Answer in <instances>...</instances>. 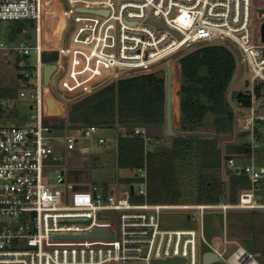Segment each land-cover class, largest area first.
I'll list each match as a JSON object with an SVG mask.
<instances>
[{
    "label": "built area",
    "instance_id": "1",
    "mask_svg": "<svg viewBox=\"0 0 264 264\" xmlns=\"http://www.w3.org/2000/svg\"><path fill=\"white\" fill-rule=\"evenodd\" d=\"M255 3L256 0H0V22L35 23L33 44L8 45L0 41V51L27 60L33 51L36 55L35 65L22 73L31 83L20 92L22 98L29 99L27 122L0 126V264H200L203 254L200 257L198 230L163 228L162 211L182 209L201 215L206 210H220L224 215L232 210L264 212L260 196L264 190V165L255 163L260 146L256 126L264 123V114L255 103L256 87L264 84V43L261 32V43L255 42L252 29L255 13L264 7L255 8ZM98 11H108V15ZM259 17L264 18V14ZM156 22H163L166 28L156 27ZM60 25V34H56ZM67 33L71 34L69 40L63 38ZM221 42L234 45L240 62L250 73V88L244 93L251 95L252 105L246 108L241 129L248 133L251 153L230 156L225 163L227 170L247 175L250 188L241 190L235 203L225 199L218 204L163 205L132 203L135 190L134 194L130 190L105 194L98 186L90 185V171L81 166V158L109 144L101 134L108 128L85 124L73 126V133L67 127L64 135H56L54 128L61 125L50 118L47 96L55 95L53 84L64 69V57L72 58L78 66L85 65L83 70L90 68V74L79 81L71 79V87H64L62 79L59 87L66 93L79 90L86 95L109 77L155 73L158 64L185 48ZM54 51L60 53L59 61L44 63L43 53ZM47 64L57 65L49 86L44 77ZM7 106L8 101L0 94V119L11 114ZM116 133L126 139L141 138L145 156L163 144L145 126H121ZM52 142L62 143L67 155L65 166L56 169L55 177L56 184H63L64 190L53 184L50 174L58 160ZM70 154L75 155L73 167L69 166ZM247 160L249 163H244ZM136 176L143 180L139 195L147 198L146 162ZM109 213L116 215L115 222ZM94 231H106L108 236L90 237ZM216 252L222 261L223 253ZM173 258L183 261L164 263ZM225 262L260 264L255 253L242 246Z\"/></svg>",
    "mask_w": 264,
    "mask_h": 264
},
{
    "label": "trees",
    "instance_id": "2",
    "mask_svg": "<svg viewBox=\"0 0 264 264\" xmlns=\"http://www.w3.org/2000/svg\"><path fill=\"white\" fill-rule=\"evenodd\" d=\"M10 24L9 44H16L21 34H24L27 43H34L35 37L27 34L35 30L33 21H14ZM61 28V25L56 28V34H60ZM75 47L76 44H73L74 59ZM16 58L17 62L21 59ZM59 58L60 53L57 51L45 52L42 56L44 63L58 62ZM175 58L179 67V86L176 92L179 104L174 127L178 135L173 138L165 136L169 140L168 144L160 146V149L157 148L147 156L144 154V142L141 138L126 139L118 136L114 141L117 165L134 171L144 167L146 162L147 198L151 204L182 205L180 201L187 199H194L195 204H218L225 200L226 189L229 190L228 201L235 203L239 192L250 188V179L247 175L227 170L229 179L225 183L221 171L230 156L250 155V145L247 142L227 145L222 151L219 136L187 137L186 134L202 132V128L208 125V117H211L210 124L216 135L233 132L236 115L230 107L228 93L237 70L239 55L230 43L221 42L197 44L179 52ZM77 64L78 62L72 61L70 72L63 81L64 87H71V79L79 81L89 76L90 68L83 70L85 65ZM16 67L18 70L21 68L18 65ZM84 71L88 72L84 74ZM18 77L20 88L31 87V83L22 74ZM165 80L162 71L123 76L75 103L70 110V119L73 123L95 124L115 130L121 126H145L148 129L150 126H159L164 129ZM262 86L264 84L256 88L257 98L262 97ZM0 94L6 100L15 99L5 89L0 90ZM235 98L245 108L252 105L249 93L239 92ZM52 106L53 110L58 111V101L52 100ZM51 114L54 115V112ZM262 124L264 123L256 126L259 143V126ZM243 135L248 133L243 132ZM133 179L128 181L133 184ZM238 212L249 214L240 215L236 224L250 228L252 236L255 235L259 219L263 217L259 214L260 211Z\"/></svg>",
    "mask_w": 264,
    "mask_h": 264
},
{
    "label": "rangeland",
    "instance_id": "3",
    "mask_svg": "<svg viewBox=\"0 0 264 264\" xmlns=\"http://www.w3.org/2000/svg\"><path fill=\"white\" fill-rule=\"evenodd\" d=\"M258 7H264V0H256L255 8ZM263 22H264V18L261 19L259 17V14L255 13L252 29L254 32V39L257 44L261 43V38L259 34L261 32V25ZM10 25H11L10 22H0V41L8 45H9L8 39L10 33ZM27 34H30L31 36L34 37V32L32 31L27 32ZM67 35L69 40L70 39L69 35L71 34L67 33ZM65 37L66 34L63 38L65 39ZM16 41L17 43L27 42V39L24 36V34H21ZM196 45H193L189 48H185L182 51L191 49ZM232 47L236 50L234 45H232ZM176 56L177 54L169 58L167 61L169 63L168 66L169 65L172 66L173 69L175 70L174 84H173L174 93L177 92L179 86V82H178L179 67L177 66L178 60L175 58ZM69 58L66 59L67 62L64 63V69L62 70L60 75L55 79L56 82H54L53 80V82L55 83V85L53 84V86H55L53 91L57 97L62 99L63 102L62 104H64L63 106L65 109L64 114L62 115L63 117L59 121L61 123V126L54 128L56 135H64L67 127L69 128L70 133H73L74 131L73 126H80L87 124L82 122L73 123V121H71L70 108H72L73 106V104H71L72 103L71 102L72 97H70L71 94L66 93L64 90H62L59 87L60 86L59 81H62V79L66 78L67 76L68 73L67 63L70 62ZM35 60H36V55L34 51L32 52L31 56L28 58V60L25 58H21L19 62H17L16 56H14L12 53L0 51V90L2 91L5 89L9 94L14 95L15 98L14 101L7 100L8 101L7 109L11 112V114L8 115L9 117L8 116L1 117L0 126H20V125H24L27 122L28 119L27 110L29 107V99L22 98L20 96V92L23 89L20 88L21 82L19 80L18 75L22 74L27 67H33L35 65ZM167 62H164L163 64H158L157 67L155 68L156 70L155 73L162 71L163 76L166 77ZM17 65L21 67L20 70L17 69L16 67ZM249 77H250V73L248 72L246 66H244L238 59L237 70L233 78V81L231 82V86L228 93L230 107L236 115V121L233 132L222 135H216L210 124L212 121L211 117L207 118L208 125L205 128H202L201 130L202 132L211 133L212 135L217 137L219 136V147L221 148L222 151L226 149L227 145L243 144L244 142H249L248 136L247 135L244 136L241 129V125H242L241 120L247 109L241 106L235 98L236 94L239 92H248L250 88L247 82ZM95 87L93 88V90L96 89ZM257 87H260V85ZM261 89H262V97L256 98L255 103L259 107L260 112L264 114V86H262ZM178 104H179L178 97L177 95H175V104H174L175 119L178 116ZM61 111L62 110L60 104L58 103V111L53 110V106H52L50 112L51 113L54 112V115H52L49 111L48 113L51 116L50 117L51 119L56 120L58 119L57 117L60 116L58 114H60ZM162 130L163 132L161 136L163 137L160 138L163 140L162 141L163 144L161 146L168 144L169 141L167 138H165L166 128ZM149 131L153 136L159 135V131L155 130L152 127H149ZM259 133L261 134L260 146L255 154V163L258 166L264 165V124L259 126ZM101 134L109 140V144L105 147H99L92 154L87 156L85 159L81 158V166L83 164L86 167V169L90 171V185L98 186L100 188V192H103L105 194H109L111 192L115 194H121L127 190H130L131 185H133L135 190V195L132 196L131 202L144 203L147 201L148 203H150L148 201V198L146 197L144 198L139 195V189L143 185L142 183L143 180L140 177L136 176L139 172V169L133 171L130 169L120 168L117 165V156L114 151V141L115 138L118 137L116 130L114 128L113 129L108 128L102 131ZM52 145L56 150L55 151L56 155H58V160L54 163L55 165L54 169H52V171L50 172L53 179V184H56V178H55L57 175L56 169L61 168V166H65L67 155L64 151V147L62 143L52 142ZM110 148H112L113 150H111ZM74 157H75L74 154H70L68 159L70 163L69 166L73 167ZM244 163H249V160L244 161ZM221 173H222L223 181L225 183H228L229 174L225 166L222 169ZM130 178H134L132 180L133 184H131L128 181ZM56 185L60 190H64L65 188L63 184H56ZM147 185H148V178H147ZM225 194H226L225 199L229 200L228 189H226ZM260 196H262L264 200V190L262 191ZM180 203L195 205L196 201L194 199L191 200L187 199L180 201ZM109 214L112 217L111 221L115 222L116 215L114 213H109ZM244 214H249V213L232 211L224 215V213L220 210H206L203 213V215H201L197 211L168 209L162 211L160 215V220H161V226L165 229L198 230L200 234V244H199L200 257L201 254H203L205 251H219L223 253L222 261L213 264H226L225 260L228 259V257L234 252V250L238 246H242L247 250L255 253L258 262L260 264H264V254L262 253V251H264V212H259V214H262L261 216L263 217H260L259 224L256 227V234L253 235L256 238L252 236L250 228L248 227L243 228L242 226L240 227L239 224H236L239 216ZM107 264H117V263H107ZM200 264H202V259Z\"/></svg>",
    "mask_w": 264,
    "mask_h": 264
},
{
    "label": "water",
    "instance_id": "4",
    "mask_svg": "<svg viewBox=\"0 0 264 264\" xmlns=\"http://www.w3.org/2000/svg\"><path fill=\"white\" fill-rule=\"evenodd\" d=\"M98 14L108 15V11H98ZM259 16L262 17L264 14V9L258 10ZM154 25L158 28H166L163 22H156ZM176 36L179 37L178 34L173 32ZM261 38L264 43V22L261 25ZM57 71L56 64H47L44 68V77L46 86L50 85L51 78L53 74ZM174 69L172 66H167L166 68V80H165V89H166V105H165V117H166V136L168 138H173L178 135L177 131L174 127V117H173V103H174ZM93 90V89H92ZM91 90V91H92ZM90 91V92H91ZM87 94V93H86ZM47 103H50L52 106V99L50 95L47 96ZM187 137H211V133L207 132H198V133H188ZM131 194H134V186L132 185L130 188ZM107 237L108 233L106 231H94L90 237ZM179 261H183L178 258H173L165 261L164 263H177ZM216 262H221V258L216 251H205L202 256V264H213ZM157 264V263H156Z\"/></svg>",
    "mask_w": 264,
    "mask_h": 264
},
{
    "label": "crops",
    "instance_id": "5",
    "mask_svg": "<svg viewBox=\"0 0 264 264\" xmlns=\"http://www.w3.org/2000/svg\"><path fill=\"white\" fill-rule=\"evenodd\" d=\"M67 38L66 39H68V35L66 36ZM65 44H68V40H66V42H65ZM67 58H69L68 56H65L64 57V63H66L67 61H66V59ZM70 59V62H68L67 63V65H68V73L70 72V69H71V66H72V61H73V59L72 58H69ZM67 73V74H68ZM174 75H175V70H174ZM65 79V78H64ZM64 79H63V81H64ZM117 80H119V79H116V78H108V82L107 81H105L103 84H96V85H94V87L95 86H97V87H95L96 89L95 90H93V92H91V93H89V94H83V91H75V93H73V92H71L70 94H71V96L70 97H72V103L71 104H75V103H78L79 101H81V100H83L85 97H87V96H89V95H91V94H93V93H95L96 91H98V90H100L101 88H104V87H106L107 85H109V84H111V83H113V82H115V81H117ZM55 84V83H54ZM174 90V89H173ZM175 95H176V93H174V103H173V117H174V125H175V112H174V110H175V106H174V104H175ZM50 97H51V99L52 100H54V101H58V103L60 104V107H61V113L60 114H58V115H60V116H58L57 118L58 119H56L55 121L56 122H58V125H61V123L59 122L60 120H61V118L63 117L62 115L64 114V104H62V102H60L59 100H57V98H56V96L54 95V94H50ZM74 100V101H73ZM51 108H52V106H50V103L48 104V111L50 112V110H51ZM70 110H71V108H70ZM64 119V118H63ZM78 123V122H77ZM150 127H152V128H154L155 130H157V131H159V135H157L156 137L157 138H159V139H161L160 137H163V136H161L162 135V132H163V130H162V128L161 127H159V126H150ZM165 133H166V130H165ZM162 140V139H161ZM163 141V140H162ZM111 150H113L112 148H110ZM89 177H90V173H89ZM262 253L264 254V251H262Z\"/></svg>",
    "mask_w": 264,
    "mask_h": 264
}]
</instances>
